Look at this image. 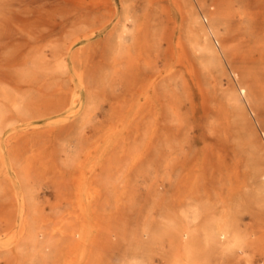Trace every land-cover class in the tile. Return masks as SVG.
Segmentation results:
<instances>
[{
	"label": "rangeland",
	"instance_id": "rangeland-1",
	"mask_svg": "<svg viewBox=\"0 0 264 264\" xmlns=\"http://www.w3.org/2000/svg\"><path fill=\"white\" fill-rule=\"evenodd\" d=\"M225 216L264 241V0H0V264H202Z\"/></svg>",
	"mask_w": 264,
	"mask_h": 264
},
{
	"label": "bare ground",
	"instance_id": "bare-ground-1",
	"mask_svg": "<svg viewBox=\"0 0 264 264\" xmlns=\"http://www.w3.org/2000/svg\"><path fill=\"white\" fill-rule=\"evenodd\" d=\"M203 234L202 264H209L208 249L211 241L223 251L225 258L235 261V264H257L260 261L264 264V241L261 237L255 231H240L238 224L227 216L215 218L205 226Z\"/></svg>",
	"mask_w": 264,
	"mask_h": 264
}]
</instances>
